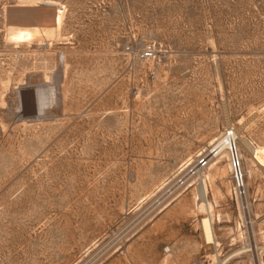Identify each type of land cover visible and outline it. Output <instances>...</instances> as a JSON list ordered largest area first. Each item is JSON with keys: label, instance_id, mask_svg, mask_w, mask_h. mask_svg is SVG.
I'll list each match as a JSON object with an SVG mask.
<instances>
[{"label": "rangeland", "instance_id": "rangeland-1", "mask_svg": "<svg viewBox=\"0 0 264 264\" xmlns=\"http://www.w3.org/2000/svg\"><path fill=\"white\" fill-rule=\"evenodd\" d=\"M228 128L264 157V0H0V264H218L174 182Z\"/></svg>", "mask_w": 264, "mask_h": 264}, {"label": "bare ground", "instance_id": "bare-ground-1", "mask_svg": "<svg viewBox=\"0 0 264 264\" xmlns=\"http://www.w3.org/2000/svg\"><path fill=\"white\" fill-rule=\"evenodd\" d=\"M228 129L222 133V135L213 140L210 147L213 153L211 154L210 165L206 167L204 172V182H205V192L207 194V199H201L199 193L196 191L194 195V208L191 210V215L195 218L196 226L200 227L202 236L208 244H214L217 247L216 253L209 255L210 262H218V264H226L230 257L219 260L218 256L222 252V244L217 239V234L215 231V225L224 222H229L227 215L221 211V202L225 197H234L233 184L230 179V163H229V153L228 146L233 142H236L239 147L241 143L246 150L251 149L252 146L256 147V156L259 161L254 157L246 156L242 151V156L245 159L246 170L249 178L254 174H264V157H263V147L255 143L252 139L247 136H240L236 132L233 135L228 134ZM242 150V149H241ZM190 160L184 162L181 165L183 169L187 164L189 166ZM186 165V166H187ZM223 185L219 180L227 179ZM222 185V186H221ZM189 190V189H188ZM226 200V199H225ZM242 217V212L239 213ZM243 220L240 218L236 221L234 227H227L226 235L230 238L232 244H236L238 241H245L246 231L243 228ZM261 225V224H260ZM257 227L256 237L257 241H260V245L257 243V249L260 251L258 264H264V228ZM246 249V247H245ZM240 251V250H239ZM240 253V252H239ZM237 254V253H236Z\"/></svg>", "mask_w": 264, "mask_h": 264}, {"label": "built area", "instance_id": "built-area-1", "mask_svg": "<svg viewBox=\"0 0 264 264\" xmlns=\"http://www.w3.org/2000/svg\"><path fill=\"white\" fill-rule=\"evenodd\" d=\"M235 129H229L228 134L233 135ZM228 153H229V163H230V179L233 184L234 189V198L236 203L238 204L239 212H242L243 226L246 230V242L245 244L248 246L242 248V253H250L251 259L256 263V260L259 259L258 249H257V237H256V225H257V218L255 215V211L257 210V204L261 198H257L253 192L252 185L248 182V174L245 165V159L242 156L241 151L251 157H254L257 161L256 147L252 146L251 149L246 150L245 148L239 147L236 142L229 144L228 146ZM213 151H210L212 154ZM206 154L199 158L192 167L187 169L183 174H181L176 181L175 190H188V189H195L201 199L206 200L207 194L205 192V182H204V172L206 167H208L209 162L211 160V155ZM216 251L217 247L215 246ZM241 251V250H240ZM219 260L223 259L222 256L219 254Z\"/></svg>", "mask_w": 264, "mask_h": 264}]
</instances>
